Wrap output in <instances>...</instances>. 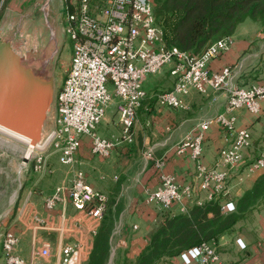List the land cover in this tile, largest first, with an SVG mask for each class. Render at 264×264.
Segmentation results:
<instances>
[{"label": "built area", "instance_id": "built-area-1", "mask_svg": "<svg viewBox=\"0 0 264 264\" xmlns=\"http://www.w3.org/2000/svg\"><path fill=\"white\" fill-rule=\"evenodd\" d=\"M3 1L0 0V6ZM60 1L64 10L62 30L70 40V52L64 75L55 91L54 129L41 147L16 140L24 149L22 159L27 160H21V164L25 165L30 160L34 171L49 170L47 155L56 152L60 163L73 166L84 135L88 137L89 151L101 157L107 156L117 145L132 142L137 111L145 97L141 80L147 73L168 69L172 85L154 93L155 102L160 106L185 107L187 94L192 90L205 93L212 89L225 93V111L199 121L197 130L184 135L175 148L178 153L189 148V156L195 161L200 175L199 188L205 189L212 184L214 189H222L229 176L228 168L204 166L199 161L203 132L211 120L225 130H232L235 117L230 110L243 106L257 112L259 99L264 96L263 81L243 85L233 82L238 69L236 65L227 64L218 69L208 67L211 58L227 48L232 35L219 37L199 51L180 49L175 45H165L153 0H67L65 4L62 3L65 0ZM107 82L111 89L106 86ZM112 101L115 102L119 131L115 135H98L95 125ZM0 134L12 138L2 131ZM249 142L250 133L246 127L235 129L233 139L219 147V160L227 166L237 164ZM163 162L162 156L154 158L158 183L153 189L146 190L144 198L146 203L155 204L162 213L170 208L172 201L187 198L194 192L191 184H179L171 174L164 172ZM251 165L264 167V149ZM65 200L76 212H82L89 219H98L107 196L87 181L81 168L73 166L68 182L56 184L44 197L43 206L51 209ZM222 207L233 209L230 201ZM33 220L37 224L44 221L40 215H34ZM87 229L94 233L95 226L89 224ZM0 235L6 264H36L35 260L27 261L15 251L18 235L13 230L5 229ZM235 242L239 247L244 246L239 237ZM81 245L78 239L63 243L56 264H79ZM178 256L179 264H211L217 259L212 240L188 247Z\"/></svg>", "mask_w": 264, "mask_h": 264}, {"label": "crops", "instance_id": "crops-1", "mask_svg": "<svg viewBox=\"0 0 264 264\" xmlns=\"http://www.w3.org/2000/svg\"><path fill=\"white\" fill-rule=\"evenodd\" d=\"M21 1L24 2V0ZM16 4L14 2L13 6L17 9L25 2L22 5ZM260 41H263V47H261ZM256 61L257 64L254 65ZM227 64L236 65L238 68L235 72L236 77L235 79L233 78L235 83L248 84L253 82L251 75L254 68L258 69V77L264 82V25L252 29L241 28L240 31L232 35V41L227 48L211 58L208 62V67L210 69H218ZM166 70L168 71V69ZM170 77L172 76L169 74ZM172 81L173 79L169 87L172 85ZM186 98L185 107L154 106V102L150 103L153 107L149 109L148 113L146 110L145 112L138 110L139 115L145 116L144 123L150 121V126L143 128L142 122L139 121V116H137L136 123L133 125L141 135L142 142L144 144L147 143L144 153L152 161L149 164H145L144 161L139 166L134 177L135 181L132 187L128 213L130 215L129 220L132 222L131 224H135V227L131 228L128 221L122 225L120 231V236L130 237L131 247H135L137 250L145 244L149 232L157 224L162 214L156 209L155 204L144 201L146 190L153 189L158 183V170L154 166L155 156L164 155V157L162 156L164 159L162 170L171 174L177 183H188L194 187V192L191 196L172 201L165 215L184 212L188 205L201 203L210 198L220 199L221 206L226 201H230L234 209L237 197L248 189L259 175L264 173V167H253L251 165L255 156L264 149L263 96L259 99L257 112H252L243 106L230 110V113L235 117L232 130H225L215 120H211L208 123L203 132L199 161L204 166L227 167L229 176L222 189H214L212 184H209L205 189L199 188L200 175L195 167V161L189 156V148H186L182 153L176 152L175 148L184 135L192 134L197 130L199 121L209 118L217 112L225 111L226 96L221 90L208 89L205 93L192 90L187 94ZM147 99H145L146 102ZM114 109L115 107H109L103 114L102 120L98 125L99 133L110 135L118 131V122L114 115ZM168 127L171 129L169 130ZM241 127H246L249 130L250 142L242 150V159L235 165L227 166L219 160L218 149L220 146L229 143L234 137L235 129ZM135 129L133 137L136 133ZM89 152L88 137L84 135L76 152V162L85 160V157L89 158L91 155L97 156ZM152 152H154L153 155H151ZM114 153L119 155L118 161L124 163L132 157L133 150L122 145L121 147H115ZM87 181L93 186L94 183L91 179H87ZM30 194L31 192H29ZM107 194L110 195L109 193ZM107 194L106 196H108ZM26 203L22 211L17 215L24 224L19 234L23 235L26 241L33 244L34 241H38L41 237V228L33 220L34 215H40L44 219L43 211L50 209L43 208L44 210H38V208L34 209V205H31L30 202ZM72 209V206L66 200L58 205L61 217H64L65 210L71 211ZM222 209L225 210L223 207ZM77 213L80 215L82 212ZM44 214L48 215L50 213L44 212ZM75 215L71 214L67 219V227L71 229L74 238L79 239L81 242H86L88 236L83 233L86 224L79 222V217L76 218L74 217ZM73 220L78 221L77 227L72 225ZM51 221H53V216ZM236 237H239L244 243L243 247H239L236 244ZM213 242L216 247L217 259L211 264H264V192L255 200L249 211L235 221L227 231L219 234ZM85 248L86 244H83V250ZM82 255L84 256L85 253ZM178 257V254L173 256L172 258H175L173 261H179Z\"/></svg>", "mask_w": 264, "mask_h": 264}, {"label": "rangeland", "instance_id": "rangeland-1", "mask_svg": "<svg viewBox=\"0 0 264 264\" xmlns=\"http://www.w3.org/2000/svg\"><path fill=\"white\" fill-rule=\"evenodd\" d=\"M12 1L15 2V4L19 3L20 5L25 2V9L23 6H21L20 8H17L16 11L22 12L24 9V17L21 19L22 27H26L24 32L28 33V35H31L30 29L32 30L34 28L43 35L47 36L48 34L45 31L48 30V24L56 25V22L59 20L62 25L64 10L61 7L60 0H24V2L21 0ZM66 1L67 0L62 1V3L65 4ZM9 2L10 0H4L1 4L0 18L5 12L6 6ZM12 13L16 19V15H14L15 13ZM263 25L264 22H262L260 19H254L246 16L236 24L231 35L240 31L241 28L252 29ZM260 45L263 47V41H260ZM69 52L70 40L68 36L63 33L62 42L54 61L53 76L55 87H57L64 75V70L69 60ZM256 64L257 61L254 65ZM164 68H166V66ZM252 73V81H262V79L258 77L257 68H254ZM235 77L236 76L234 75V79ZM171 80L172 77L169 78V73L166 69L147 73L141 80V86L145 91V97L142 101L141 108L138 110H142L143 112L146 110L148 113L149 109L153 107V105H150V103L154 102V106L158 105L155 102L154 93L168 88ZM235 84L243 85L247 83L238 82ZM106 86L108 89H111L112 87L109 82L106 83ZM145 99H147V102ZM109 107H115V102L112 101L109 103L105 108V112ZM114 111L115 113H113L117 118L116 109H114ZM137 114V116H139V121H141L143 124V128H145V126H150V121L148 123L147 121L144 123L145 116L139 115L138 111ZM101 120L102 118L98 121L94 128L98 135H103L98 131V125ZM133 128L135 129L136 127L133 126ZM168 128L169 130L171 129L170 127ZM118 131L113 133V135L117 134ZM122 145L130 147L133 150V153L131 154L132 157L124 163L119 162V155L114 153L115 147H121ZM146 145L147 143L144 144L142 142V137L136 130L134 140L132 142L115 146L111 149L107 156L101 157L98 155H91L89 158L85 157V160L88 162L85 160L75 162L73 166L80 167L83 170L87 179H91V181H93V187L104 192L105 195L109 193L111 196L107 194L106 208L98 219H89L83 213H80L79 215L74 209L71 211L65 210L64 217H61V212L58 211L59 204L57 203L50 210L45 211L43 209L45 208L43 206V199L46 195L52 192L56 184H66L68 182L73 166L60 163L57 160V153L50 152L46 158V163L49 166V170L45 169L42 172H36L31 168L30 160L25 165L21 164V160H24L21 157L24 151L22 144L6 135L0 134V233H3L5 229H10L18 235L15 251L19 254H22L27 259V261L35 260L34 262L36 264H56L60 246L65 242H74L77 239L73 237L71 229L67 227L68 222H66L71 214L75 215L76 213L74 217H79V222L86 224L83 233H86L88 240L86 242L82 240L83 242H81V251L82 254L85 253V255H81L79 263L86 264L94 234L88 231L87 228L89 224H92L96 229L102 218L107 216L110 226L108 233V251L104 264H134L137 253L141 248L137 250L135 247H131V243L129 242L130 237L120 236V231L124 223H127L128 221L130 222L128 207L129 203L131 202L135 174L138 171L139 166H141L144 161L145 164H149L150 162L152 163L151 159L146 157V154L144 153ZM153 154L154 152H152L151 155ZM160 156L161 155L155 156V158ZM162 156L164 157V155ZM29 192H31L30 195ZM28 202H30L31 205H34V209L38 208V210H44L42 213L44 216V221L38 224L39 228H41V237L38 241H34L33 244L26 241L23 238L24 236L19 234L24 224L17 215L20 211H22L25 203L28 204ZM44 212H49L50 214L45 215ZM52 216L53 221H51ZM160 216L161 218L163 217L162 214ZM161 218H159L158 221H160ZM131 223L132 222L129 224L132 228ZM72 225L77 227L78 221L73 220ZM83 244H86V248L84 250ZM172 257L161 255L150 264L180 263V259L179 261H173L175 258L173 259ZM0 264H6L4 262V252L1 246V235Z\"/></svg>", "mask_w": 264, "mask_h": 264}, {"label": "trees", "instance_id": "trees-1", "mask_svg": "<svg viewBox=\"0 0 264 264\" xmlns=\"http://www.w3.org/2000/svg\"><path fill=\"white\" fill-rule=\"evenodd\" d=\"M153 4L165 45L192 51H199L209 42L230 35L246 16L264 22V0H153ZM263 192L264 173L237 197L234 209L223 210L220 199L210 198L188 205L181 213L165 215L163 212L137 253L134 264H150L161 255L172 257L202 241H215L249 211ZM109 223L104 216L95 229L86 264H104Z\"/></svg>", "mask_w": 264, "mask_h": 264}, {"label": "water", "instance_id": "water-1", "mask_svg": "<svg viewBox=\"0 0 264 264\" xmlns=\"http://www.w3.org/2000/svg\"><path fill=\"white\" fill-rule=\"evenodd\" d=\"M13 3L0 18V131L41 147L55 124L53 68L63 30L58 20L47 25V36L34 28L28 35L21 20L26 5L17 12Z\"/></svg>", "mask_w": 264, "mask_h": 264}, {"label": "bare ground", "instance_id": "bare-ground-1", "mask_svg": "<svg viewBox=\"0 0 264 264\" xmlns=\"http://www.w3.org/2000/svg\"><path fill=\"white\" fill-rule=\"evenodd\" d=\"M8 135V134H7ZM12 137V136H11ZM12 138H14V137H12ZM3 140V139H2ZM14 140H18V139H16V138H14Z\"/></svg>", "mask_w": 264, "mask_h": 264}]
</instances>
